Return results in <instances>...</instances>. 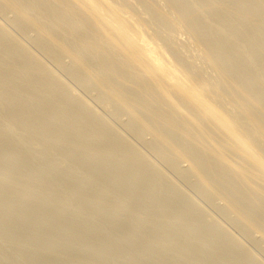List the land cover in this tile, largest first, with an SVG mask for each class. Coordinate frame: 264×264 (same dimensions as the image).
Masks as SVG:
<instances>
[{
    "label": "bare ground",
    "instance_id": "1",
    "mask_svg": "<svg viewBox=\"0 0 264 264\" xmlns=\"http://www.w3.org/2000/svg\"><path fill=\"white\" fill-rule=\"evenodd\" d=\"M132 1L143 7L142 15L149 17L150 25L157 29L187 31L189 38L201 47L196 52L194 47L199 45L192 44V52L200 51L197 59L212 69L214 80L195 79L197 66L195 62L188 64L183 52L174 47L173 35L166 38L162 49L174 58L168 63L176 65L167 64L164 57L157 55L152 45L155 38L151 42L142 37L141 50H133L134 44L129 46L132 41L128 45V38L123 37L130 28L123 15L139 13ZM112 2L109 5L105 0H0V12L12 13L13 25L22 33L34 32L39 50L58 66L64 67L68 58L70 76L87 89L104 92L105 102L112 105L110 115L118 119L126 115L127 129L139 139L152 137V141L147 140L152 154L170 165L175 175L187 182L196 180L204 200H224L226 210L237 216L244 231L256 228L264 236V0ZM138 28L143 32L145 27ZM7 30L0 24V209L7 211L0 215L1 236H8L10 245L21 243L15 237L23 231L21 241L28 244V250L22 255L31 264H40L51 253L58 264L69 256L87 257L84 264L217 261L213 248H219L216 241L222 231L209 227L207 234L199 232L193 238L200 225L188 228L186 220H195L201 213L190 204L186 207L183 198L185 205L177 202L182 205H177L176 212L172 207L176 202L174 196L183 192L174 195V188L164 180L167 175L162 177L160 168L154 167L157 164L148 162L149 157H144L122 133L118 135L106 126L104 116L94 113L90 105L80 100L82 97L71 95L52 69L43 66ZM193 56L191 60L196 58L195 53ZM162 70H168L170 79L176 82L160 79ZM180 76H187L190 82ZM190 83L194 92L188 88ZM186 89L193 94L186 93ZM211 93L226 100L228 110L205 102ZM180 162L188 163L189 168L181 169ZM55 177L60 182H52ZM61 196L75 200L89 197L82 205L98 213L102 222L82 220L80 212L63 218L61 207L53 212L42 210L41 204ZM36 197L43 198L39 206L26 201ZM159 197H166L167 203L158 202ZM170 207L172 216L167 219L164 214ZM12 213L17 214L13 223ZM119 218L132 220L133 228L144 234L142 237L149 236L138 251L125 253L121 246L119 250L117 245L123 241L114 240L112 231L118 229ZM185 221L188 227L183 226ZM152 222L160 227L154 229ZM47 230L54 232L55 237L44 236L42 231ZM171 231L177 232L174 238L168 237ZM225 239L220 243L223 252L235 248L236 240ZM176 242H183L178 250L174 249ZM222 251L218 252L222 255ZM5 253L0 246L1 264H11L9 253ZM230 256L221 263L251 262L246 257L247 261Z\"/></svg>",
    "mask_w": 264,
    "mask_h": 264
},
{
    "label": "rangeland",
    "instance_id": "2",
    "mask_svg": "<svg viewBox=\"0 0 264 264\" xmlns=\"http://www.w3.org/2000/svg\"><path fill=\"white\" fill-rule=\"evenodd\" d=\"M105 3L106 4H109V5H112L113 4V2H112V0H105ZM132 4L135 6V8L139 11V13L137 14V15H132V14H130V16H128L129 14H126V15H123V17H124V19L127 21V19H128V21L130 22H128L129 23V27L130 28H128L129 29V31H128V29L124 32V35H123V37H124V39L125 40H127L126 38H128V40H127V42L129 41V42H131L132 41V43H130V45H129V42H128V45L129 46H133V44H134V46H133V50H137L138 52L141 50L140 49V47L142 46V43L141 42H143L142 40L144 39H142V37H145V38H147V39H149V40H151V42L154 40V38H155V41H153L152 42V45H153V47L156 49V51H157V55L159 56V57H161V58H163L164 60H165V62L167 63V64H174V65H176L175 64V62L174 63H168V61H171V59H172V62L174 61V58H173V56L171 55V53L168 51V52H166L165 50H163L162 49V45L164 46L165 45V42H166V38L169 36V35H173V36H175L174 37V43L176 44H174V47H177V48H179L182 52H183V56L185 57V59H186V61L188 62V64L189 63H192V62H195V65L197 66V68L195 69V77H197V78H195V79H197V80H210V79H212V80H214V78H215V76H214V74H212V69L211 68H207L205 65H203V64H201L200 63V61L197 59L198 58V55L200 54V51H199V53H196V52H198L197 50H199V49H197V48H201L200 47V45L197 43H195V41H193V39H190L191 38V36L189 35V33L187 34L186 32H184V30H182V28H178V29H174V30H164V31H162V30H159V29H157L156 27H154V26H152V25H150V19H149V17H147V16H145L144 17V15H142V10H143V7L141 6V5H139V3H137V5H136V1H132ZM139 5V6H138ZM137 6V7H136ZM141 6V7H140ZM140 8V9H139ZM133 16V18H132V16ZM126 16V17H125ZM137 16V17H136ZM131 17V18H130ZM136 17V18H135ZM147 17V18H146ZM139 18V19H138ZM138 19V20H137ZM13 20H14V15L12 14V13H7V14H3V13H1L0 12V24L2 25V27L3 28H5L7 31H9L12 35H14L15 36V39H16V41H17V43L19 44V45H23L28 51H30L34 56H37L36 58L39 60V62L43 65V66H45V67H48L49 69H52V72L55 74V76L59 79V80H61V81H63L64 83H65V85H67V87H68V91H69V93L71 94V95H73V96H75V97H77V98H81L80 100L81 101H83L84 103H87V105L89 106V107H92L93 108V110H94V113H96V114H98L99 116H101V117H103V119H106V121L105 120H103V122H104V124L106 125V126H108L113 132H115V133H117L118 135L120 134V133H122V135H124L123 137H125L124 139H126V141H129L130 143H131V141H132V144L134 145V147L135 146H137V150L138 149H140V152L142 151V153H143V155H144V157L146 156V157H149V158H147L146 160L148 161V162H150V163H152V161L155 163V165L157 164V166H154V167H157L158 169L160 168V172H161V174H163V176L162 177H164L165 176V174L167 175V176H165L164 178V180H167L169 183H170V185H171V187H173L174 188V192H173V189H171L170 188V191L171 192H173V194L174 195H176V193L177 194H181L182 192V194L179 196H174V199L176 200V202L175 201H173V202H175V203H172V207H174V209L172 208V207H170L169 208V210H168V212H166L165 214H164V216L165 215H171L172 214V212H170V209H171V211H172V209L175 211L176 210V208L178 209L179 207V205L181 204L182 205V203H183V200H184V202H186V207H187V205H188V208H189V204H190V206L192 207H194V209H196L197 211H199V213H201V214H199V216L197 217H195L196 219L194 220V217L191 219V218H189L188 220H186L187 221V223L189 224V227H188V224L186 223V221H185V223L183 224V226L185 225V226H187L188 228H191V226L193 227L194 226V228H198L199 227V225H200V227L198 228V229H196L197 231L196 232H194V236H192L193 238H196L197 236H199L200 234H207L208 233V230L210 231V228L209 227H211V229H219L220 231H222V232H220V236H219V240H218V243H217V241H216V244H218V246L217 247H219V248H217V249H214L213 248V252L215 253V251H217V258L216 259H218L217 261L216 260H212V262H213V264H222L221 262L223 261V262H225V260L226 259H230L229 258V254L231 255V256H233V255H235V256H233L234 258H239V259H243L244 257H246V259H249L251 262H248L249 264H264V236H263V234L259 231V230H257L256 228H254V229H252L251 231H244V229H242V227H240L241 225H239L238 223H239V220H237V216L236 215H234V214H232V213H229L228 212V210H226L227 208V205H226V203H225V201L224 200H222V199H219V198H214L213 200H209V199H205L204 200V195H202L203 193H202V190H201V188H200V186L198 185H196L195 184V181L196 180H194V179H191L189 182H187L181 175H179L178 176V174H176L175 175V171H174V169L170 166V165H165L164 164V162H162V160L161 159H157L156 157L157 156H155L156 154H154V152H153V154H152V149L150 148V146H149V142L150 141H152V137H148V136H146L144 139L146 140V142H145V140L143 139V140H141V139H139L138 137H137V135H136V133L135 132H132V131H130L129 129H127V126H128V123H126V122H128V120H129V118L127 119V117H126V115H123V116H121L119 119H120V121H118L119 119L118 118H115L114 116H111L112 114H111V111L112 110H110V109H112L111 108V104L110 105H108V102L106 101L105 102V97H107L106 96V94L104 93V92H100V90H94V89H87V88H85V87H83L81 84H78V81L76 80V79H74L72 76H70V74H69V72H68V65L70 66V64L71 63H69L68 64V62H70V60L68 59V58H66L65 59V65H64V67H61V66H58L55 62H54V60H52L51 58H49L47 55H45L44 54V52L43 51H41V50H39L40 48L38 47V45H36L37 44V42H36V34L34 33V32H29V34L27 35V34H25V33H22V31H20V30H18L17 28H15V26L13 25ZM137 20V21H136ZM142 21V22H140V21ZM140 22V23H139ZM137 23H139V24H137ZM142 23V25H140ZM143 23H145V24H143ZM140 26H142V27H145L143 30V32L142 31H139V28L138 27H140ZM138 28V29H137ZM156 30H158V31H156ZM130 31H131V33H130ZM148 31V32H147ZM129 32V33H128ZM142 32V33H141ZM32 33H34V34H32ZM128 33V34H127ZM141 33V34H140ZM153 33H154V35H153ZM155 33H157V35H159V38H158V36H156V34ZM32 34V35H31ZM127 34V35H126ZM30 35V36H29ZM129 35V36H128ZM142 35V36H141ZM145 35V36H144ZM32 36H34V37H32ZM131 36V37H130ZM151 36V37H150ZM153 36V37H152ZM156 36V37H155ZM33 39H32V38ZM130 37V38H129ZM190 37V38H189ZM35 38V39H34ZM131 38H133V39H131ZM153 38V39H152ZM158 38V39H157ZM156 39H157V41H156ZM131 40V41H130ZM163 40V41H162ZM192 42V43H191ZM194 42V43H193ZM35 43V44H34ZM154 43H157L158 45H156V44H154ZM159 43H161V45L159 44ZM194 45V44H196V45H199V47H197L196 45H194V46H196V47H194V48H196V52H192V48L193 47H191V45ZM135 45H137V46H135ZM141 45V46H140ZM181 45V46H180ZM192 45V46H193ZM160 46V47H159ZM180 46V47H179ZM182 46H183V48H185V49H182ZM28 47V48H27ZM135 47V48H134ZM159 48H161V49H159ZM160 50H162V52L160 51ZM201 50V49H200ZM136 51V52H137ZM185 51V52H184ZM193 51H195V49H193ZM163 53V54H162ZM164 53H166L165 54V56H163L164 55ZM169 53H170V55H169ZM193 53H195V56H196V58H192V60H191V57H194L193 56ZM161 54V55H160ZM188 55H189V57H188ZM170 56V57H169ZM187 56V57H186ZM165 57H167V58H165ZM172 57V58H171ZM170 58V60H168ZM190 58V59H189ZM167 59V60H166ZM67 60V61H66ZM191 60V61H190ZM200 63V65L198 64V62ZM55 64H54V63ZM192 64H194V63H192ZM56 65H57V67H56ZM67 66V67H66ZM173 66V65H172ZM60 67V68H59ZM199 67V68H198ZM63 70V71H62ZM161 73V74H160ZM159 74L161 75H158V77L161 79V77H163V79L162 80H165V81H167V82H169V80H170V82H173L174 80H172V79H170V78H172V76H170V72L168 73V70L166 71V70H162V71H160L159 72ZM169 74V75H168ZM197 75V76H196ZM212 75V77H210ZM70 76V77H69ZM169 76V77H168ZM61 79H60V78ZM167 77V78H166ZM181 77V79L183 80V81H185V78H187L188 80L186 81V82H188L189 81V78L187 77V76H180ZM185 77V78H184ZM165 78V79H164ZM203 78V79H202ZM72 79H74V80H72ZM167 79H169V80H167ZM172 80V81H171ZM212 80H210V81H212ZM66 81V82H65ZM174 82H176V81H174ZM190 82V81H189ZM188 82V83H189ZM193 83V82H192ZM193 84H195V82L193 83ZM69 85V86H68ZM82 86V87H81ZM70 87V88H69ZM192 87V88H191ZM188 88H190L191 89V91H193L194 90V87H193V85L190 83V85H189V87ZM190 89H186V93H190L191 91H190ZM86 92H85V91ZM187 90H189V91H187ZM94 91H95V94H94ZM98 91V92H97ZM194 92V91H193ZM193 92H191L192 94H193ZM75 93V94H74ZM77 94V95H76ZM95 95V96H94ZM86 101V102H85ZM205 102H207V103H212L213 105H216V106H218L220 109L222 108L223 110L224 109H227L228 110V107H229V105H227V101L226 100H223V99H219V98H217L214 94H210L209 96H208V98H206L205 99ZM106 104V105H105ZM92 105V106H91ZM103 105V106H102ZM108 108H107V107ZM92 108H91V110H92ZM107 109H109V110H107ZM221 109V110H222ZM92 110V111H93ZM97 111V112H96ZM109 111H110V113H109ZM111 114V115H110ZM114 118V119H113ZM118 119V120H117ZM124 119V120H123ZM127 119V120H126ZM108 123L110 124V125H108ZM112 123V124H111ZM124 123V124H123ZM126 124H127V126H126ZM126 126V127H125ZM112 127V128H111ZM116 129V131H120L119 133L118 132H116V131H114ZM130 132H132L133 133V135H134V133H135V135H136V137H135V135L133 136L132 135V133H130ZM129 138V139H128ZM140 140V141H139ZM147 140H150L149 142L147 141ZM256 141V140H255ZM258 142V141H257ZM256 142V143H257ZM136 145H135V144ZM145 144V145H144ZM151 151H149V150ZM139 151V150H138ZM149 160H152V161H149ZM166 163V162H165ZM183 163V164H182ZM152 165H154V164H152ZM183 165V166H182ZM169 166V167H168ZM179 166H180V168L181 169H183L184 170V168H185V170L186 169H188L189 168V164L188 163H186V162H180L179 163ZM186 166H187V168H186ZM170 167H171V169H170ZM184 167V168H183ZM170 169V170H169ZM84 170H86L87 171V168H84L83 169V171H82V173L83 174H85V173H87L86 171H84ZM162 170H163V172H162ZM173 170V171H172ZM85 172V173H84ZM174 172V173H173ZM165 173V174H164ZM170 179H172V180H170ZM170 180V181H169ZM194 182V184H193V182ZM52 182H54V183H56V182H60V178H54V180L52 181ZM172 182V183H171ZM184 182H186V183H184ZM174 183H176L175 185H174ZM188 183V184H187ZM191 183V184H190ZM198 183V182H197ZM173 184V185H172ZM182 186H181V185ZM193 184V185H192ZM175 186H179V187H175ZM188 186V187H187ZM197 186V187H196ZM29 188H31V186H29ZM177 188H179V189H177ZM180 188L182 189L181 191H179L180 190ZM197 188H199V189H197ZM184 189V190H183ZM199 191V192H198ZM172 194V195H173ZM185 194V195H184ZM187 196V197H186ZM196 196V197H195ZM178 197H180L179 199H178ZM195 197V198H194ZM201 197V198H200ZM82 198V199H81ZM80 199H76L75 200V198H72V197H69V196H61V197H55V198H52V200H49V202H47V204H44V205H42L41 204V207H42V210L43 211H45V212H48V211H50L51 210V212H53V211H55V210H60V207H61V210H60V212L61 211H63V212H61V216L63 217V218H70V217H72V216H75V215H77L79 212V215H81V218H82V220H88V219H95L96 221H99V222H102V221H100V220H102L100 217H98L97 216V214L98 213H96L95 211H93L90 207H87V206H85L84 207V204L82 205V203H84V200H89L90 198L89 197H87V196H85L84 198L83 197H81ZM86 198H89V199H86ZM182 198H183V200H182ZM35 199V200H34ZM55 199V200H54ZM119 199V198H118ZM162 198L161 197H159L157 200H158V202H163V204H165V203H167V202H165V200H167L166 199V197H164L162 200H161ZM173 199V200H174ZM200 199V200H199ZM217 199H219V200H217ZM54 200V201H53ZM57 200V201H56ZM161 200V201H160ZM195 202V204H194V202ZM30 205H40V203H42V202H44L43 201V198H41V197H36V198H30V199H27L26 200ZM81 201H83V202H81ZM179 201H182V203L180 202V203H177V202H179ZM199 201V202H198ZM205 201V202H204ZM39 202V203H38ZM55 202V203H54ZM165 202V203H164ZM215 202V203H214ZM188 203V204H187ZM197 203V204H196ZM200 203V204H199ZM61 204V205H60ZM81 204V205H80ZM162 204V203H161ZM184 204V203H183ZM218 204V205H217ZM57 205V206H56ZM175 205V206H174ZM178 205V206H177ZM180 205V206H181ZM185 205V204H184ZM199 205H200V207H199ZM226 205V206H225ZM78 206V207H77ZM201 206H202V208H201ZM57 207V208H56ZM190 207V208H191ZM192 207V208H193ZM77 208V209H76ZM200 208H201V210H200ZM225 208V209H224ZM79 209H80V211H79ZM89 209V210H88ZM205 209L207 210V211H205ZM223 209V210H222ZM203 210V211H202ZM220 210V211H219ZM77 211V212H76ZM173 211V212H174ZM177 211V210H176ZM175 211V212H176ZM205 211V212H204ZM214 211V212H213ZM225 211V215H224V212ZM88 212V213H87ZM208 212V213H207ZM6 213H7V211L6 210H4V208H1L0 209V215L1 216H4V215H6ZM64 213H65V216H64ZM69 213V214H68ZM77 213V214H76ZM91 213V214H90ZM93 213H96V214H93ZM209 213H210V216H209ZM222 213V214H221ZM226 213H228V214H226ZM12 214L14 215V216H12ZM11 214V220H10V222H15L16 220H17V214H15V213H12ZM63 214V215H62ZM125 214V213H124ZM142 214V213H141ZM174 214V213H173ZM204 214V215H203ZM206 214V215H205ZM208 214V215H207ZM66 215L68 216V217H66ZM201 215V216H200ZM232 215H233V217L235 218V219H232ZM0 216V217H1ZM95 216V217H94ZM123 216V215H122ZM139 216H144V215H139ZM163 216V217H164ZM172 216V215H171ZM171 216H168V218L167 219H169V217H171ZM164 217V220L166 219ZM203 218V219H201L200 220V218ZM206 217V218H205ZM221 217V218H220ZM224 218V219H223ZM120 219V222H121V220H122V225H121V223L120 222H118L119 223V227H118V229H115V230H112V231H114L113 232V237H114V240H116V239H118L119 241H123V243H120L119 245H117V246H119V250H122L123 248L122 247H124V250H125V253H128V252H131V251H134L135 249H137V251L139 250L138 248L141 246L142 247V245L146 242V238L148 237V239H150L149 238V236H147V235H145V236H143V237H145V238H143L142 237V235H144V234H141V232H139V229H134L133 228V226H132V220H127V219H124V218H119ZM150 219L153 221V220H156L155 218L153 219V217L151 218L150 217ZM199 219V220H198ZM222 219V220H221ZM13 220V221H12ZM204 222H203V221ZM113 221V220H112ZM116 221V220H115ZM119 221V220H118ZM191 221V222H190ZM227 221V222H226ZM106 224H109V223H107V221H104ZM103 222V223H104ZM193 222V223H192ZM197 222H199V224H198V226H197ZM212 222V223H211ZM215 222V223H214ZM235 222V223H234ZM123 223H124V227H123ZM223 223V224H222ZM230 223V224H229ZM205 224V225H204ZM152 227H154V229H158L159 227H160V225H158V224H155L154 222H152V224H150ZM191 225V226H190ZM196 225V226H195ZM224 226V227H223ZM157 227V228H156ZM120 228V229H119ZM229 228H232V229H229ZM126 229V230H125ZM208 229V230H207ZM215 229V230H216ZM133 230V231H132ZM138 230V231H137ZM206 230V231H205ZM219 230H217L218 232H219ZM225 230V231H224ZM51 230H47V231H42V233L44 232V236H46V237H48V238H50V239H52V238H54L55 237V234H54V232H50ZM122 231H124V232H122ZM134 231H137L136 233L134 232ZM204 231V232H203ZM49 232V233H48ZM199 232H200V234H199ZM228 232V233H227ZM246 232H247V234H246ZM116 233V234H115ZM119 235H118V234ZM123 233H125L124 234V236H122L123 235ZM175 233V234H174ZM177 232H174V231H171V233L169 232L168 234H170V235H168V237H172V238H174L177 234H176ZM260 233V234H259ZM135 234V235H134ZM167 234V233H166ZM165 234V235H166ZM203 234V235H204ZM252 234V235H251ZM15 235V234H14ZM130 235V236H129ZM196 235V236H195ZM203 235H201V236H203ZM225 235V236H224ZM0 236H1V234H0ZM174 236V237H173ZM221 236H222V238H221ZM239 236H243V237H239ZM118 237H121V238H118ZM3 238V239H2ZM7 238H9L8 236H4V237H0V246L2 247V249H4V252H6L5 254L6 255H8V253H9V255H8V258L10 259L11 258V260H12V262H11V264H31V262H29V259H28V257L26 256V258H24L25 256V254H26V252H27V248L26 247H28V244H24L21 240H23L24 239V233H23V231H21V233L19 232L18 234H16V237H15V239L17 238V240H19L21 243H15V244H11L10 245V240L9 239H7ZM133 238V239H132ZM193 238H189L190 239V241L189 242H192L194 239ZM225 238H227V239H229V240H232V241H234V240H236V241H234L233 242V244H234V247L236 248L237 247V249H235V248H231V249H228L227 248V250H224V252L221 250V244H223L224 243V241H226V239ZM130 239H132V240H130ZM191 239H193L192 241H191ZM252 239V240H251ZM257 239V240H256ZM9 240V241H8ZM136 240H138V241H136ZM140 240V241H139ZM224 240V241H223ZM117 241V240H116ZM130 241V242H129ZM220 241V242H219ZM139 242V243H138ZM208 242V241H207ZM209 242H212V241H209ZM208 242V243H209ZM236 242V243H235ZM247 242V243H246ZM262 242V243H261ZM6 243V244H5ZM119 243V242H118ZM134 243V244H133ZM179 243V244H178ZM181 243H183V242H176L175 243V245H174V249H176V250H178V249H180L181 247ZM221 243V244H220ZM239 243V244H238ZM122 244V245H121ZM132 244V245H131ZM177 244V245H176ZM5 245V246H4ZM135 245V246H134ZM140 245V246H139ZM179 245V246H178ZM120 246H121V248H120ZM8 247V248H7ZM129 247V248H128ZM247 248V249H246ZM257 249V250H256ZM7 250V251H6ZM228 250H229V252H228ZM235 252H234V251ZM127 251V252H126ZM136 251V250H135ZM218 251H222L223 252V254L225 255V256H222L221 255V252L219 253ZM247 251V252H246ZM226 252V253H225ZM232 252H234V253H232ZM238 252V253H237ZM22 253L24 254V255H22ZM248 254H250V255H248ZM227 255V256H226ZM218 256H219V258H218ZM221 256V257H220ZM230 256V257H231ZM21 257H23V258H21ZM21 258V259H20ZM76 257H73V256H69L68 257V259H64V261H63V263L62 264H84L85 263V261H86V259H87V257L85 258V256L83 257H79V258H76ZM245 259V258H244ZM245 259V260H246ZM68 260H69V262H68ZM221 260V261H220ZM54 261H56V259H55V254H53V253H51V254H48L46 257H44L43 259H42V261H41V263L40 264H58L57 262H54ZM80 261V262H79ZM247 261V260H246ZM2 263V258H0V264ZM150 262H148V264H149ZM234 264V263H233Z\"/></svg>",
    "mask_w": 264,
    "mask_h": 264
}]
</instances>
